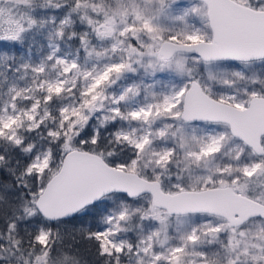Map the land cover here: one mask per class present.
<instances>
[{"label": "snow or ice", "instance_id": "snow-or-ice-1", "mask_svg": "<svg viewBox=\"0 0 264 264\" xmlns=\"http://www.w3.org/2000/svg\"><path fill=\"white\" fill-rule=\"evenodd\" d=\"M0 264H264V0H0Z\"/></svg>", "mask_w": 264, "mask_h": 264}]
</instances>
